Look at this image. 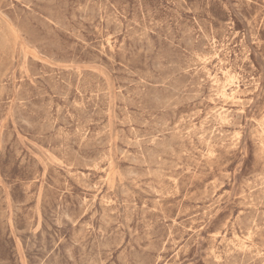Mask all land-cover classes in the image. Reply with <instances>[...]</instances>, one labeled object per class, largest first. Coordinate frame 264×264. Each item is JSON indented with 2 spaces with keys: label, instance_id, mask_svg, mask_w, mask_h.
Returning <instances> with one entry per match:
<instances>
[{
  "label": "rangeland",
  "instance_id": "rangeland-1",
  "mask_svg": "<svg viewBox=\"0 0 264 264\" xmlns=\"http://www.w3.org/2000/svg\"><path fill=\"white\" fill-rule=\"evenodd\" d=\"M263 220L264 0H0V264H264Z\"/></svg>",
  "mask_w": 264,
  "mask_h": 264
},
{
  "label": "bare ground",
  "instance_id": "bare-ground-1",
  "mask_svg": "<svg viewBox=\"0 0 264 264\" xmlns=\"http://www.w3.org/2000/svg\"><path fill=\"white\" fill-rule=\"evenodd\" d=\"M103 38V37H102ZM239 71V70H238ZM222 79V78H221ZM200 97V96H199ZM22 100V99H21ZM250 102V101H249ZM224 108V107H223ZM222 110V109H221ZM227 111V110H226ZM154 116V115H153ZM238 116V115H237ZM38 120V119H37ZM213 120V119H212ZM218 122V121H217ZM232 122V121H231ZM220 123V122H219ZM176 129V128H175ZM178 129V128H177ZM223 132V131H222ZM186 134V133H185ZM201 134V133H200ZM219 134V133H218ZM230 134V133H229ZM198 136V135H197ZM219 137V136H218ZM227 139V138H226ZM257 139V138H256ZM75 140V139H74ZM214 140V139H213ZM163 143V142H162ZM135 144V143H134ZM140 145V144H139ZM168 146V145H167ZM262 147V146H261ZM145 156V155H144ZM141 159V158H140ZM144 160V159H143ZM132 161V160H131ZM85 162V161H84ZM140 174V173H139ZM169 176V175H168ZM176 181V180H175ZM258 185V184H257ZM259 188V187H257ZM253 190V189H252ZM157 193V192H156ZM213 194V193H212ZM246 194V193H245ZM248 195V194H247ZM261 199V198H260ZM110 201V200H109ZM133 201V200H132ZM90 202V201H89ZM251 203V202H250ZM127 207V206H126ZM128 208V207H127ZM86 210V209H85ZM128 210V209H127ZM132 211V210H131ZM205 213V212H204ZM208 214V213H207ZM192 216V215H191ZM104 218V217H103ZM261 218V217H260ZM254 220V219H253ZM257 220V218H256ZM229 221V220H228ZM264 221V220H263ZM253 222V221H252ZM251 222V223H252ZM250 223V221H249ZM254 225V224H253ZM254 229V228H253ZM195 231V230H194ZM109 242V241H108ZM99 243V242H98ZM135 251V250H134ZM101 259V258H100ZM219 262V261H218ZM245 262V261H244Z\"/></svg>",
  "mask_w": 264,
  "mask_h": 264
}]
</instances>
